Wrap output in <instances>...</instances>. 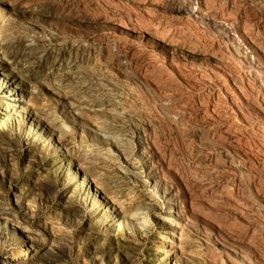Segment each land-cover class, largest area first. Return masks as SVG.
Segmentation results:
<instances>
[{
  "label": "rangeland",
  "instance_id": "rangeland-1",
  "mask_svg": "<svg viewBox=\"0 0 264 264\" xmlns=\"http://www.w3.org/2000/svg\"><path fill=\"white\" fill-rule=\"evenodd\" d=\"M263 48L264 0H0V264H261L264 119L210 67L256 103Z\"/></svg>",
  "mask_w": 264,
  "mask_h": 264
},
{
  "label": "bare ground",
  "instance_id": "bare-ground-1",
  "mask_svg": "<svg viewBox=\"0 0 264 264\" xmlns=\"http://www.w3.org/2000/svg\"><path fill=\"white\" fill-rule=\"evenodd\" d=\"M228 23H226V24H228ZM230 25L233 26L232 24H230ZM225 33H227V32H225ZM235 43H233V44H235ZM236 46L237 45L235 44V47ZM245 48H247V47H245ZM261 50H262V48L259 49L258 54H260V51ZM246 51L244 49L238 47L237 48V56H238V58L240 60H244L248 66H250L251 68H253V71L254 70L256 72L259 71L260 70L259 68L261 67V64H259L260 62H258L257 57L256 56L248 57V54L246 53ZM261 53H262V51H261ZM0 54H2V52H0ZM253 71H251V73ZM210 73L212 74L211 76H213L214 80L217 82V84L219 85V87L223 88V90L227 93L228 100L232 104V109L233 110L238 111V112H240V113L243 114V111H244L243 109H246L247 110V109H250V107H252L264 119V100L262 99L263 101L261 100V101H258V102L255 101L256 103H254V101L251 100V95H250V92L251 91H249V89L246 87V85L244 86V83L242 81H239L238 79H236L233 76V74H235V73H233V71H231L228 68V66H227V64H226V62H225L224 59H221L220 57L214 56L213 60L211 61ZM258 74H255V75L257 76ZM0 75H2V74H0ZM260 75H262V74L260 73L259 76ZM262 81H260V79L258 78V84L257 85H258L260 91L264 93V81L263 82ZM249 82H250V80H249ZM250 83H252V82H250ZM249 86H251V84ZM252 90H255V89H252ZM261 98H263V97H261ZM239 100H241V101L239 102ZM12 101L13 102H17V103H22L21 99H16V98L13 99ZM9 108H12L10 112L11 113H15V114L17 113V110H14V108L24 109L23 106L21 107V106H18V105L9 106ZM233 113H234V111H233ZM243 116H244V114H243ZM97 134L100 135V136L105 137L108 140H110V138L108 136L106 137V136L102 135L101 134V131L100 132L97 131ZM85 173L86 174H89V172L88 173L85 172ZM123 173L124 174H127L129 176H133L135 178L137 177L135 175V173H133V172H123ZM100 190H101V188H100ZM172 203H174V202H172ZM171 213H174L177 216L178 220H180L182 222L183 229H185V227L189 223H192L190 221V219L188 217H186V214L188 215V211L183 206H180V204L177 205V208L175 210H173ZM174 234L176 235V232ZM219 237H220V240L217 239V244L219 245V250L221 252H225L226 255L229 256V257H231V258L240 259L244 263L247 262V263L251 264L250 261H249V259H251V258H249L250 253H253V254H256L257 255L256 251L253 250V248L251 246L247 245L246 244L247 242L246 243H243L244 241H241V239L240 240H232V239H226L225 237H221V236H219ZM258 253H259V251H258ZM259 262L262 264L264 262V260L260 257Z\"/></svg>",
  "mask_w": 264,
  "mask_h": 264
}]
</instances>
